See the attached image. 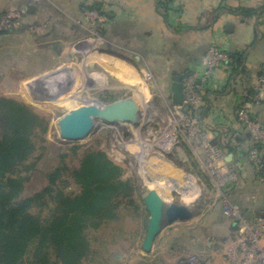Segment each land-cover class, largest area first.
<instances>
[{"label": "rangeland", "instance_id": "obj_1", "mask_svg": "<svg viewBox=\"0 0 264 264\" xmlns=\"http://www.w3.org/2000/svg\"><path fill=\"white\" fill-rule=\"evenodd\" d=\"M36 1L38 4L46 0ZM10 12L20 13V21L26 13L19 10ZM94 14L92 11L86 12L90 22L86 37L71 34L68 35V40H62V48L67 54L19 53L20 58H28V63L33 59L38 65L45 59L52 61L51 73L40 71L33 77H20L21 68L17 65L14 67L16 54L13 46L6 53H0V99L8 98L29 106L47 123L46 133H41L40 130L36 133L38 148L25 162L26 165L35 164V171L26 172L22 169L19 173L20 176L30 178L26 184L25 196H32L45 189L49 184L45 174L56 169L62 161L73 170L80 166L84 150L104 151L124 169V179L137 182L138 190L133 198L134 203H130L128 199L121 202L116 220L104 223L97 230L87 231L94 254L84 264H178L184 259L192 258L201 262L209 261L211 264H226L221 248L232 237L234 220L226 216L224 204L227 201L246 215L245 209H241L237 203L246 204L245 198L249 196L252 203L259 205L264 194L254 193V187L262 185L264 181L259 180L251 161L256 173L252 190L248 180L245 181L247 188L240 186L239 177L237 183L228 188L217 187L201 166L203 149L194 148L187 140V132L196 125L203 126L206 135L215 143L211 130L199 117L196 118L195 113L192 118L187 114L191 122H183L179 117L176 123L172 114L174 106L169 97L164 98V87L154 84L153 72L144 74L141 71L142 68L145 72L148 61L135 62V56L139 55L138 42L111 40L109 35L104 34L107 18L98 12ZM259 20L258 25L264 30V18ZM20 21L18 26L12 27L6 34L16 31ZM32 32L41 33L42 27L37 26ZM94 54H100V66L93 65ZM3 57L9 60V69L7 66L2 67L6 60ZM120 60L128 62L132 68L138 66L139 69L134 68L139 73L138 82L142 83L135 84L127 76L125 78L119 75L116 68ZM114 61L117 62L113 64ZM76 65L79 71H76ZM63 67L72 74L69 73L68 78L59 85L61 90L55 92L52 89L54 86L51 84V87L44 81L48 77H55ZM149 92H152V97H148ZM126 99H131L142 115L138 126L135 117L128 122L119 123L118 119L114 120V111L110 105ZM96 101L103 106L97 105ZM84 105L96 106L100 115L92 116L93 125L82 140L65 141L60 133L59 121L72 109ZM194 111L197 112L198 108ZM187 113H191V109ZM75 148L80 150L76 152ZM248 154L249 151L247 159ZM240 171L242 170L238 167L239 175ZM244 172L245 170L242 171ZM62 181L59 184L65 193L76 195L80 192V187L70 173H66ZM153 190H157L166 202L189 206L194 217L166 227L158 237L153 252L146 254L142 250V244L150 217L143 198ZM54 206V202L50 201L47 207H35L31 212L49 218ZM248 208L255 215L264 214V209H254L250 205ZM29 258L32 260L28 254L25 264L30 262Z\"/></svg>", "mask_w": 264, "mask_h": 264}, {"label": "crops", "instance_id": "obj_2", "mask_svg": "<svg viewBox=\"0 0 264 264\" xmlns=\"http://www.w3.org/2000/svg\"><path fill=\"white\" fill-rule=\"evenodd\" d=\"M159 2L160 0H46L37 4L34 0H0V18L10 11L26 12L16 31L0 36V53H6L13 46L16 54L14 67L17 65L21 68L20 77H33L40 71L50 72L53 69L52 61L45 59L38 65L33 59L28 63V58H20L19 53L67 54L62 48V40H68V35L71 34L86 37L90 27L86 12L91 7L101 5L108 17L106 34L115 42H138L139 55L135 56V62L148 61L145 72L142 68L141 71L144 74L153 72L154 84L164 87V98L169 97L172 101L171 86L174 77L184 78L201 71L202 59L207 51L214 45L224 46L230 55L238 57V62L233 63L231 60L226 67L217 71L209 83H200L202 103L194 115L211 130L215 143L226 151L227 157L233 154L231 163L242 171L245 170L244 173L240 171V186L247 188L245 181L248 180L252 190L256 173L246 156L252 146V138L239 121L238 112L249 96L261 94L259 80L264 78V30L258 23L260 24L259 19L264 18V13L246 17L236 11L261 10L264 8V0H174L167 12H163ZM220 5L227 9L217 15L215 10ZM37 26L42 27L41 33L32 32ZM3 58L6 60L2 67H8L9 60ZM93 58V64L100 66V54H94ZM120 61L116 68L119 75L125 78L127 76L135 84L139 83V73L135 70L138 66L132 68L128 62ZM115 62L117 61L113 64ZM60 69L61 72L56 76L58 84L62 85L71 72L64 67ZM75 69L80 70L77 65ZM81 69L83 70V65ZM44 83L49 85L50 77ZM52 89L55 92L61 90L54 87ZM150 95L153 96L152 92H149L148 97ZM141 96L148 100L142 93ZM250 114L264 123V94L260 104L251 106ZM260 148L264 151V143ZM261 184L254 187V193L264 194V183ZM249 198H245L246 204H237L245 209L246 214L251 213L249 218H253L258 214L249 211L248 206L264 209V198L259 200L257 206Z\"/></svg>", "mask_w": 264, "mask_h": 264}, {"label": "trees", "instance_id": "obj_3", "mask_svg": "<svg viewBox=\"0 0 264 264\" xmlns=\"http://www.w3.org/2000/svg\"><path fill=\"white\" fill-rule=\"evenodd\" d=\"M173 2L160 0L159 5L167 12ZM96 7L90 11L108 18L101 5ZM226 9L220 5L215 12L221 15ZM236 12L252 17L264 13V8ZM230 57L233 63L238 62L236 55ZM193 113L197 112L193 110ZM39 130L46 133L47 123L29 106L8 98L0 99V264H25L28 254L32 257L28 264H84L94 254L87 231L116 220L123 200L134 203L137 182L124 179V169L106 152L86 149L78 168L71 170L62 161L45 174L49 181L45 189L25 196L30 178L19 173L22 169L26 172L36 169L35 164L25 162L38 148ZM66 173L80 187L78 194L69 195L61 189L59 182H63ZM50 201L55 206L49 218L31 212L35 207H47Z\"/></svg>", "mask_w": 264, "mask_h": 264}, {"label": "built area", "instance_id": "obj_4", "mask_svg": "<svg viewBox=\"0 0 264 264\" xmlns=\"http://www.w3.org/2000/svg\"><path fill=\"white\" fill-rule=\"evenodd\" d=\"M36 3L37 1L34 0ZM95 12H92L93 15ZM21 14L10 12L0 19V35L8 32L12 27L19 25ZM99 19V18H98ZM231 62L228 49L224 46H212L202 59L201 71L188 74L183 78L185 86V101L183 106H174L172 112L176 119L181 117L183 122H191L194 117L193 110L202 103V95L199 92L200 83H209L215 77L218 70L226 67ZM261 94L249 96L240 106L238 112L239 121L246 127L252 136V146L249 150V159L255 165L260 181H264V151L259 148L264 143V123L259 122L250 114L253 104H260L264 94V78L259 80ZM188 106L191 113L184 111ZM190 115V120L187 117ZM187 140L197 149H203L204 155L200 158L203 169L214 180L217 187L228 188L238 181V166L227 161V153L222 147L214 143L213 139L206 135L203 126L193 127L187 132ZM191 138V140H190ZM224 211L228 218L234 220L232 237L222 246L221 253L226 264H264V214H258L253 218H247L237 208L227 201ZM234 226V225H233ZM178 264H211L209 261L197 260L196 258L184 259Z\"/></svg>", "mask_w": 264, "mask_h": 264}, {"label": "water", "instance_id": "obj_5", "mask_svg": "<svg viewBox=\"0 0 264 264\" xmlns=\"http://www.w3.org/2000/svg\"><path fill=\"white\" fill-rule=\"evenodd\" d=\"M140 59V57H138ZM94 65V64H93ZM91 65V66H93ZM172 104L183 106L186 93L182 76H175L171 86ZM116 118L122 122L132 121L135 117L136 107L131 99L115 102L110 105ZM96 106H79L69 111L60 121V133L65 141L78 142L82 140L93 125L92 116L100 115ZM185 112L190 111V107H184ZM137 113V112H136ZM233 154L227 157L229 163L232 162ZM143 203L149 213L147 232L142 244V250L146 254H151L154 250L156 241L162 231L177 222H186L194 217L191 208L184 204L166 202L155 191L149 192L144 198ZM251 213L246 214L249 218ZM236 224H234V227Z\"/></svg>", "mask_w": 264, "mask_h": 264}, {"label": "bare ground", "instance_id": "obj_6", "mask_svg": "<svg viewBox=\"0 0 264 264\" xmlns=\"http://www.w3.org/2000/svg\"><path fill=\"white\" fill-rule=\"evenodd\" d=\"M55 78V79H54ZM51 81L53 82L54 81V83H51ZM50 84H52L53 86H54V89H56V90H59L60 88H59V84H58V78H57V76L55 75V77H53L52 79L50 78ZM141 101H142V97H141V99H140ZM143 102V101H142ZM97 105H99V106H103V105H101L98 101H96L95 102ZM136 107V112H138V114L135 112V118H136V126H138L139 124H140V121H141V117H142V115H140L139 114V110H137L138 108H137V106H135ZM109 110H111V109H109ZM112 111V110H111ZM137 114V115H136ZM112 115H113V117H114V120L116 121V119L117 118H115L116 117V115H115V113L113 112L112 113ZM137 116V117H136ZM118 121V120H117ZM119 123H121L120 121H118ZM153 191H155V192H157L158 194H159V196L161 197V198H163L162 196H161V194L157 191V190H153ZM151 192V191H150ZM164 199V198H163ZM164 201H165V199H164Z\"/></svg>", "mask_w": 264, "mask_h": 264}]
</instances>
